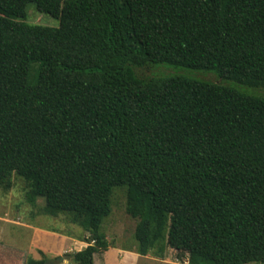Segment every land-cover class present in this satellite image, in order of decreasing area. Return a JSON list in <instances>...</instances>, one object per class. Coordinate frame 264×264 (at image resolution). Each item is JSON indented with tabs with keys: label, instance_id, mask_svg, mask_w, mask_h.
<instances>
[{
	"label": "trees",
	"instance_id": "1",
	"mask_svg": "<svg viewBox=\"0 0 264 264\" xmlns=\"http://www.w3.org/2000/svg\"><path fill=\"white\" fill-rule=\"evenodd\" d=\"M29 5L60 26L28 24ZM233 84L264 89V0H0V188L24 180L83 230L75 264L109 248L122 186L138 254L264 264V95Z\"/></svg>",
	"mask_w": 264,
	"mask_h": 264
},
{
	"label": "rangeland",
	"instance_id": "2",
	"mask_svg": "<svg viewBox=\"0 0 264 264\" xmlns=\"http://www.w3.org/2000/svg\"><path fill=\"white\" fill-rule=\"evenodd\" d=\"M27 23L31 25L58 28L60 22L46 14L36 11L34 5L28 7ZM140 77L149 78L153 76H184L197 81H209L218 84L228 85V82L219 79L215 73L203 71H190L174 68H143L137 71ZM233 88L246 95L255 96L254 90L264 95V89H253L236 87ZM14 186L8 192L0 188V264H24L31 257L36 260L42 259V255L51 264H75L69 255L78 252L79 247H72V251L63 256L57 255L61 248V242L57 237L45 235L50 231L53 234H73L77 237L86 236L83 230L70 223L66 215L52 217L45 215L43 209L44 200L39 199L36 205L26 201L25 195L28 190L27 183L14 178ZM127 187H116L111 198V215L104 221L102 232L106 234L110 244L117 247L124 254H136L137 243L134 240L136 222L126 213ZM44 231V232H43ZM47 231V232H46ZM45 233V234H44ZM46 239H42V237ZM79 237V238H80ZM71 244L66 242L63 248L68 250ZM160 257V253L164 254ZM138 254V253H137ZM140 255V254H139ZM186 255L166 248L165 245L156 246L147 256L141 255L139 264H188ZM97 264H104L99 254Z\"/></svg>",
	"mask_w": 264,
	"mask_h": 264
},
{
	"label": "crops",
	"instance_id": "3",
	"mask_svg": "<svg viewBox=\"0 0 264 264\" xmlns=\"http://www.w3.org/2000/svg\"><path fill=\"white\" fill-rule=\"evenodd\" d=\"M44 232V231H43ZM47 232V231H46ZM45 234V233H44ZM50 236H54L57 237L60 242H61V248L60 251L58 252L57 255L63 256L65 253H69L68 251H72V247L78 248V251H81L85 248H87L89 245V243L84 241V236L82 237H77L74 236L73 234H68V235H62V233H56L53 234L51 231L48 234L45 235H49ZM42 239H46V237H42ZM66 242H69V244H71L70 248L68 250H65L63 248V246L65 245ZM117 247L113 246L112 244H110L109 248L101 254L102 258H103V262L104 264H139L140 260H141V255L139 254H124L122 255V251H119V249H116ZM122 252V253H120ZM99 255H95L94 257V264H97V258Z\"/></svg>",
	"mask_w": 264,
	"mask_h": 264
}]
</instances>
